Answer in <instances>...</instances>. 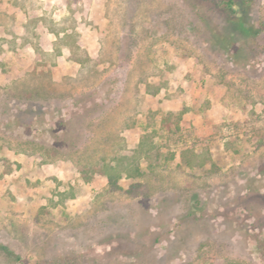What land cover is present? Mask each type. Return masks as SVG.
I'll use <instances>...</instances> for the list:
<instances>
[{
  "label": "rangeland",
  "instance_id": "1",
  "mask_svg": "<svg viewBox=\"0 0 264 264\" xmlns=\"http://www.w3.org/2000/svg\"><path fill=\"white\" fill-rule=\"evenodd\" d=\"M220 2L0 0V264H264V0Z\"/></svg>",
  "mask_w": 264,
  "mask_h": 264
},
{
  "label": "trees",
  "instance_id": "2",
  "mask_svg": "<svg viewBox=\"0 0 264 264\" xmlns=\"http://www.w3.org/2000/svg\"><path fill=\"white\" fill-rule=\"evenodd\" d=\"M220 5L227 12L231 13L235 10L236 3L234 0H221ZM157 152L153 146L149 136L142 134L133 153L129 156H115L109 160L100 159L97 162H90L88 166L81 170V178L84 182L90 181L92 174L97 173L104 175L107 181L113 187H119L118 180L123 177H135L141 173L139 166L140 159L151 163L156 160ZM186 159V157H185ZM191 160L186 159L187 164Z\"/></svg>",
  "mask_w": 264,
  "mask_h": 264
}]
</instances>
